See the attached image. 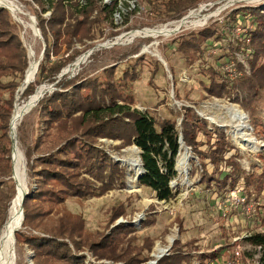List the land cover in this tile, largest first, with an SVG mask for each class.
Here are the masks:
<instances>
[{"label": "trees", "instance_id": "1", "mask_svg": "<svg viewBox=\"0 0 264 264\" xmlns=\"http://www.w3.org/2000/svg\"><path fill=\"white\" fill-rule=\"evenodd\" d=\"M136 1L145 6L148 15L156 17L155 23H168L180 20L191 9L212 0ZM33 2L38 7L35 14L46 45L43 57L47 64H38L36 76L39 80L26 86L20 100L27 101L41 83L57 82L56 89L45 93L43 90L37 102V121L42 125V132L29 145L24 144L29 195L22 204L21 227L25 231L19 229L14 236L17 242L27 244L34 251L32 264H86L85 255L76 253L84 249L91 252L95 261L108 259L122 264H140L147 259L144 253L151 250L153 239L147 237L142 244H136V229L124 224L106 232L116 219L127 215L123 202L111 209L104 228L95 232L87 229L82 214L64 206L70 197H99L110 190L126 187V168L96 146L98 138L120 141L115 146L117 150L127 146L139 150L142 172L136 184L148 189L158 201L168 202L177 195L178 189H173L170 182L176 176L175 158L180 151V136L198 163L190 160L193 164L190 175L198 172L199 182L217 196L227 193L229 187L240 188L247 197L264 191V150L256 153L263 169L258 170L253 165V170L246 172L240 165L238 149L225 131L217 127L210 129L207 121L192 108L184 107L179 112L169 110L171 116L163 118L133 108L135 99L128 89L138 74L128 60V68L125 67L119 76L115 75V67L110 66L102 75L70 78L63 74L59 79L64 67L94 47L96 31H102L106 20L112 24L120 0H87L84 5L79 0ZM46 11L51 12L48 20L39 15ZM117 33L112 32L110 37ZM209 40L201 45L202 41ZM86 41L90 43L85 45ZM177 41L175 50L188 66L205 59L206 51L212 54L227 48V52L223 51L225 61L218 68L209 65L203 70L207 81H201L202 88L208 96L226 97L239 104L247 113L255 136L264 139V5L235 9L222 25ZM75 43L85 46L68 53ZM62 46L68 55L50 60L49 53L58 52ZM236 54L243 56L248 70ZM136 58L142 61L143 56ZM151 62L160 64L155 59ZM27 67V52L18 26L9 11L0 6V231L16 194L11 177L10 119L15 94ZM170 72L175 82L173 67ZM176 96L179 98L177 92ZM179 116L182 117L180 129L177 126ZM23 126L21 122L18 132ZM207 164L211 165V171ZM175 221L179 234L183 233L182 219L175 218ZM153 223V219H146L143 225ZM244 242L250 245L244 255L255 257L258 254V264H264V231L252 233ZM223 250L201 251L197 239L184 242L177 239L170 253L156 264H192L195 258L205 263L228 253Z\"/></svg>", "mask_w": 264, "mask_h": 264}, {"label": "rangeland", "instance_id": "2", "mask_svg": "<svg viewBox=\"0 0 264 264\" xmlns=\"http://www.w3.org/2000/svg\"><path fill=\"white\" fill-rule=\"evenodd\" d=\"M8 1L17 8L14 14L7 10L12 21L18 26L20 39L27 52L28 65L31 54L37 61L39 60V63L47 64V60L43 57L46 48L43 37L40 31L39 36L35 35L30 27L32 19H34L36 26L38 24L35 14L38 8L37 5L33 0ZM263 5L264 0H212L199 4L198 7L191 9L178 21L155 23L156 17L148 15L143 4L136 0H120L116 11L113 13L112 24L107 19L106 24L102 25V31L100 32L99 29L96 31L97 38L93 41L94 46L101 44L106 45V47L96 48L94 52L92 51L86 57H83V54L89 50L82 52L62 71L65 72L64 75H68L70 78L75 76L84 77L102 75L105 68L114 66L115 75L119 76L125 67L128 68V62L129 65H134L138 74L137 80L129 84L128 89L135 99L133 108H137L142 112L148 111L153 113L155 117L163 118L171 116L169 110L179 112L184 107H190L200 118L207 121L210 129L217 127L225 131L230 142L238 149L241 155L240 165L246 172L252 171L253 165L261 170L263 164L257 159L256 153L264 150V139H258L255 136L247 113L239 104L230 101L226 97L208 96L201 85V81H207V76L204 75L203 70L209 65L218 68V65L225 61L223 55L228 51L227 48L221 51L215 50L212 54L206 51L205 59L202 58L188 66L175 50V47L178 39L190 38L199 32L210 30L218 24L222 25L235 9L248 6L263 7ZM39 15L41 18L48 20L51 12L49 16L44 15L42 12ZM16 17L21 19L22 23L17 21ZM181 21L182 23H180ZM165 26L170 30L164 35L147 36L143 33L145 29H158ZM115 31H118V33L110 37V34ZM207 42H210V40L202 41L201 45L204 46L203 43ZM89 43L90 41H86L85 45ZM85 45L75 43L68 53H71L74 48L82 50ZM138 48L140 49L139 53L131 54ZM64 49L65 47L62 46L58 52H50L49 59L56 61L65 54ZM67 55L65 54L64 58ZM139 55L143 56L142 61L136 60ZM236 55L245 69L248 70V64L244 61L243 56ZM79 58L81 60L78 63ZM151 59L158 60L160 64H153ZM171 67L175 71L174 74L177 79L175 82H172ZM59 75L58 77L61 79L63 75ZM38 80L35 74L31 83ZM56 82L52 83L53 85L51 83H41L37 85L35 91L42 87L44 92H52L56 89L54 86ZM18 89L15 94V102L23 104L29 98L27 101L20 100L24 89L21 92ZM176 92L179 98L176 96ZM33 106L17 125L18 128L21 122H24L22 130L18 132L16 128L15 131L18 149L23 155L27 189L30 181L27 176L24 144L29 145L42 132V125L37 121V103ZM235 109L241 110L246 118L242 124L243 126L234 117ZM181 120V116L177 117L179 129ZM199 139L204 140L203 137H199ZM119 143L118 140L98 138L96 146L102 148L112 160L126 168V187L120 190H110L99 197L85 199L70 197L65 200L64 206L74 213L82 214L87 229L95 232L104 228L111 209L119 202H123L126 205L127 215L116 219L106 232L108 233L111 228L118 224H124L133 226L136 229V244H142L143 239L147 237L153 239L154 243L151 250L144 253L147 259L140 264H156L160 258L170 253L172 244L177 239L184 242L195 238L198 240L201 251L225 249L230 252L233 248L234 237L246 232L264 231V191L260 195L246 196L249 202L254 204L256 211L252 218H244L239 208L230 206L228 203L230 198L227 193L224 192L222 196H217L216 193L211 192V188H206L205 184L199 182L198 172L193 176L190 175L193 166L190 160L194 159L196 161V158L183 141L180 143V151L175 158L176 176L170 182V186L173 189H178V192L176 197L168 202L156 200L148 189L137 186L136 175L141 170L139 150L135 146H127L117 150L115 146ZM184 153L188 157L185 172L182 171V166L179 168L177 165V159ZM195 164L198 165L197 161ZM207 166L211 171V165L207 164ZM32 186L35 187L34 184ZM214 188L217 187L214 186ZM229 188V190L232 189V187ZM228 189L226 192L229 191ZM224 190L222 189V191ZM216 201H226V204L220 209L217 207ZM228 217L230 223L227 222ZM175 218L182 219L185 230L181 234H179ZM235 218L236 220H234ZM146 219H153L154 223L144 226L143 223ZM20 230L25 231V228L20 227ZM240 245L243 252L250 249L249 244L244 240L241 241ZM161 250L163 251L160 252ZM76 253L85 255L86 264H122L108 259L95 261L93 255L87 249ZM33 255L34 251L27 244L17 242L15 239L13 264H32ZM199 261L198 258H195L192 264L213 263V261L205 263Z\"/></svg>", "mask_w": 264, "mask_h": 264}, {"label": "bare ground", "instance_id": "3", "mask_svg": "<svg viewBox=\"0 0 264 264\" xmlns=\"http://www.w3.org/2000/svg\"><path fill=\"white\" fill-rule=\"evenodd\" d=\"M0 5L6 6L10 9V11L14 14V11L17 8L8 0H0ZM15 16V15H14ZM20 23L22 20L16 17ZM183 21V20H182ZM182 21L180 23H182ZM32 24L30 27H33L34 19H32ZM170 30L167 26L158 29H145L143 31L144 35L147 36H157L164 35ZM139 33V32H138ZM134 35V34H133ZM137 35V33H135ZM81 58L78 59V63ZM37 59L33 57V54L30 55L29 65L25 71L24 82L20 87L19 92L24 89L26 84H29L35 77L37 71ZM43 94V88L39 87L36 89L35 93L29 97V100L23 104H19L15 102V108L12 113L11 126L13 129V133L15 135V131L19 121L25 115V113L31 110L32 106L38 102L40 96ZM33 106V107H34ZM234 117L236 120L240 122V125L243 124L246 119L243 112L241 110H234ZM243 126V125H242ZM16 141V138H15ZM181 155V154H180ZM188 164V157L186 153L180 156L177 159V165L183 167L182 171L185 172V167ZM23 155L18 149V145L14 146L13 150V177L15 180L16 194L11 201L9 208V217L7 219L6 225L0 231V264H13V256H14V242H15V231L19 229L22 223V212H21V203L24 194L27 192V184H26V175L23 166ZM161 250L160 252H162ZM150 264V263H148Z\"/></svg>", "mask_w": 264, "mask_h": 264}, {"label": "built area", "instance_id": "4", "mask_svg": "<svg viewBox=\"0 0 264 264\" xmlns=\"http://www.w3.org/2000/svg\"><path fill=\"white\" fill-rule=\"evenodd\" d=\"M108 1L110 2V0H104V2ZM79 2L81 5H84L87 0H79ZM45 14H47L46 16H49L50 11L44 12V15ZM227 196L230 198V202L228 201L230 206L234 208H239L244 218L250 219L254 216L256 211L254 204L249 202L247 197L243 194L240 189H238L237 187L232 188L227 192ZM216 203L217 207L221 209L225 206L226 201H216ZM234 220H236V218ZM251 234V232H246L242 233L238 237H234L233 248L231 249V251L228 252L224 257L216 258L215 260H213V264H258L259 255L257 254L255 257L245 256L243 248L240 245L241 241L244 240L246 237L250 236ZM256 249L259 251L260 247H256Z\"/></svg>", "mask_w": 264, "mask_h": 264}, {"label": "water", "instance_id": "5", "mask_svg": "<svg viewBox=\"0 0 264 264\" xmlns=\"http://www.w3.org/2000/svg\"><path fill=\"white\" fill-rule=\"evenodd\" d=\"M1 7H3V8H6V9H8V10H10L8 7H6V6H3V5H0ZM32 30H33V32H34V34L35 35H38L39 36V28L36 26V24H35V22L33 23V27H32ZM101 48V47H106V45H96V46H94L92 49H90L89 51H87L85 54H83V57H86L87 55H89L94 49H96V48ZM37 63L39 64V60L37 61ZM38 64H37V66H38ZM65 72L64 71H62L61 73H60V75L59 76H62L63 74H64ZM25 77V76H24ZM23 82H24V79H23V81H22V83H21V85L23 84ZM21 85H20V87H21ZM28 84H26L25 86H24V89L26 88V86H27ZM53 85V84H52ZM20 87H19V89H18V91L20 90ZM45 93V92H44ZM43 93V94H44ZM43 94H42V96H43ZM41 96V97H42ZM36 105V104H35ZM15 106V105H14ZM15 108V107H14ZM14 110V109H13ZM11 119H12V116H11ZM11 119H10V133H9V135H10V138H11V142H12V144H11V162H12V179H13V181L15 182V180H14V177H13V150H14V146L16 145V141H15V135H14V133H13V129H12V126H11ZM179 142L181 143L182 142V139H181V137L179 138ZM141 172H142V170H140V172L136 175V181H137V179H138V177L140 176V174H141ZM16 188V187H15ZM29 195V193H28V189H27V192L24 194V196H23V199H22V203H21V212H22V223H23V220H24V216H23V206H22V204H23V201H24V198L26 197V196H28ZM6 222H7V220H6ZM6 222L4 223V225H3V227L6 225ZM22 223H21V225H22ZM21 227V226H20ZM20 227H19V229H20ZM19 229H16V231H18ZM15 231V232H16Z\"/></svg>", "mask_w": 264, "mask_h": 264}, {"label": "crops", "instance_id": "6", "mask_svg": "<svg viewBox=\"0 0 264 264\" xmlns=\"http://www.w3.org/2000/svg\"><path fill=\"white\" fill-rule=\"evenodd\" d=\"M214 200H215V198H213ZM228 223H230L231 221H230V218L228 217V221H227ZM225 250V249H224ZM224 250H223V252H224ZM222 252V253H223ZM228 252V251H227ZM227 253H223L221 256H219L218 258H220V257H224L225 255H226ZM213 260H215V259H213ZM213 260H210V261H213ZM213 264V263H212Z\"/></svg>", "mask_w": 264, "mask_h": 264}]
</instances>
